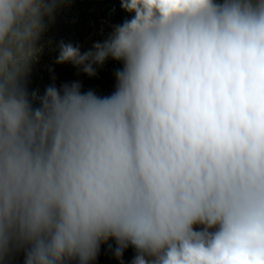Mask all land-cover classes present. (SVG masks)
<instances>
[{"label": "clouds", "instance_id": "9594fccd", "mask_svg": "<svg viewBox=\"0 0 264 264\" xmlns=\"http://www.w3.org/2000/svg\"><path fill=\"white\" fill-rule=\"evenodd\" d=\"M68 3L0 0V260L91 264L114 239L131 264H264V0H120L131 19L56 59L122 61L116 91L29 93Z\"/></svg>", "mask_w": 264, "mask_h": 264}, {"label": "rangeland", "instance_id": "374dc122", "mask_svg": "<svg viewBox=\"0 0 264 264\" xmlns=\"http://www.w3.org/2000/svg\"><path fill=\"white\" fill-rule=\"evenodd\" d=\"M45 24L46 30L34 45L37 49L35 58L30 61L24 77L29 93L36 91L42 96L48 86L55 84L60 88L63 82L65 84L79 82L82 92L89 90L96 92L103 88V83L109 82V77H113L112 70L115 66L113 68L110 66L113 59L108 58L104 62L105 66L94 65L96 75L83 76L80 66H74L70 62L56 63L59 44L63 41L79 46L81 52L88 51L95 42L106 40L117 25L102 18L93 0H71V3L57 10L53 21L49 22L46 18ZM44 84L46 87H40ZM107 89L103 96H110L116 91L112 85Z\"/></svg>", "mask_w": 264, "mask_h": 264}, {"label": "trees", "instance_id": "16d2710c", "mask_svg": "<svg viewBox=\"0 0 264 264\" xmlns=\"http://www.w3.org/2000/svg\"><path fill=\"white\" fill-rule=\"evenodd\" d=\"M94 5L97 7L102 18L108 19L115 25H121L124 21L131 19L132 14L124 11L121 8L120 0H93ZM122 62V61H121ZM117 60L110 61V66L113 68L112 73L113 77H109V82L103 83V88L96 90L95 94L99 96L104 95V91L112 85L116 90L117 81H116V72L123 68V63ZM119 63V64H118ZM105 66V64L100 65ZM87 75L83 72V76ZM113 81L111 82V80ZM61 83V82H60ZM65 83H61V86ZM49 85V84H48ZM46 87V84L41 85L40 87ZM108 90V89H107ZM34 107L39 106V102H35ZM116 248V242L114 239H109L107 242H102L100 245V250L95 261H92L91 264H131V260L135 255V250L129 246L123 254L121 259H117L114 255V250ZM0 264H24V254L23 252L19 253H9L3 260H0Z\"/></svg>", "mask_w": 264, "mask_h": 264}]
</instances>
